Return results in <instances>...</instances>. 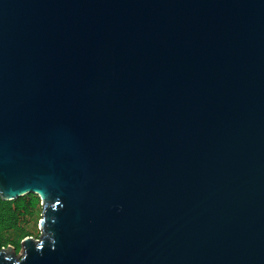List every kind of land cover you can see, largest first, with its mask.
I'll return each mask as SVG.
<instances>
[{
	"label": "water",
	"instance_id": "water-1",
	"mask_svg": "<svg viewBox=\"0 0 264 264\" xmlns=\"http://www.w3.org/2000/svg\"><path fill=\"white\" fill-rule=\"evenodd\" d=\"M0 264H264V0H0Z\"/></svg>",
	"mask_w": 264,
	"mask_h": 264
},
{
	"label": "trees",
	"instance_id": "trees-1",
	"mask_svg": "<svg viewBox=\"0 0 264 264\" xmlns=\"http://www.w3.org/2000/svg\"><path fill=\"white\" fill-rule=\"evenodd\" d=\"M38 195L28 193L14 199L6 200L0 197V246L12 245L18 247L25 234L21 220L25 215H31L39 203ZM13 232V237H3V233Z\"/></svg>",
	"mask_w": 264,
	"mask_h": 264
},
{
	"label": "rangeland",
	"instance_id": "rangeland-1",
	"mask_svg": "<svg viewBox=\"0 0 264 264\" xmlns=\"http://www.w3.org/2000/svg\"><path fill=\"white\" fill-rule=\"evenodd\" d=\"M41 209H42V201L40 200L39 203L36 205V207L32 210V214L25 215L23 219L20 221L21 226L23 227L25 231V234H28L26 236H30L34 240L40 237V228H39L37 219H38ZM3 237L12 238L13 232L12 231L4 232ZM20 245L18 247L13 246L12 248L13 254H16L20 250ZM6 246L7 245L0 246V247L5 248Z\"/></svg>",
	"mask_w": 264,
	"mask_h": 264
}]
</instances>
